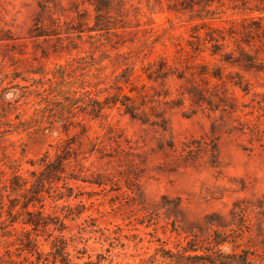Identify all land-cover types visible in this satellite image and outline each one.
<instances>
[{"label":"rangeland","instance_id":"1","mask_svg":"<svg viewBox=\"0 0 264 264\" xmlns=\"http://www.w3.org/2000/svg\"><path fill=\"white\" fill-rule=\"evenodd\" d=\"M82 80L116 103L92 118L76 101L63 127L45 90ZM5 112L25 127L0 126V186L69 149L42 195L70 262L52 225L15 223L0 264H264V0H0Z\"/></svg>","mask_w":264,"mask_h":264},{"label":"trees","instance_id":"2","mask_svg":"<svg viewBox=\"0 0 264 264\" xmlns=\"http://www.w3.org/2000/svg\"><path fill=\"white\" fill-rule=\"evenodd\" d=\"M236 1V0H235ZM244 1V0H242ZM262 11V10H258ZM258 25H256V31L258 29ZM216 41L214 40L210 35V41ZM246 44V43H245ZM248 45V44H246ZM219 45H214L213 47L217 49ZM215 50L213 54L216 53ZM249 57V56H248ZM254 60L247 59L244 63L248 65L246 68H255L253 65ZM15 77V76H14ZM66 74L58 76L57 74H53V78H40V79H32V82H67L66 81ZM3 78L6 79L7 75H3ZM16 78V77H15ZM14 78V79H15ZM23 81H26L22 79ZM2 82V81H1ZM84 82L79 87L81 91L78 93L76 91H73L72 94H69L68 92H64L61 88L57 87V90H55L53 84L51 83L48 88L45 90L47 94V100H46V109L51 104H57L59 107V115H60V121L62 122V126L65 127L66 119L68 117L64 116L65 111H72L73 106L75 105V102H79L83 106H85L84 110H87L88 115H90L92 118H96L99 116V114L102 112V110L105 107H110V105H115L112 98L104 99L103 102H100L98 100L97 95H91L93 92L90 88H94L90 81H80ZM90 87V88H89ZM45 98V99H46ZM112 99V100H111ZM117 101V100H116ZM5 102V101H4ZM6 104L10 105V109H13L10 103L5 102ZM125 113L128 114L132 118H136L137 115L135 111L132 108H128L125 104H122ZM5 110V111H9ZM40 112L39 110L37 113ZM44 109L41 111V113H44ZM4 116L0 117V126H4L7 133H15L17 131L23 130V128H20L24 126L25 122H20L18 126H15L11 123L10 120H8L7 112ZM69 112L68 114H70ZM6 116V117H5ZM19 116V115H18ZM4 119V122L1 123V119ZM140 119V118H139ZM25 127V126H24ZM25 129V128H24ZM10 131V132H9ZM44 135V134H43ZM69 152L68 147L64 148L60 154L55 155L54 160H44L42 164V169L38 173L36 172H30V175L32 177V180L30 182H27L25 180L21 179V176L18 175L16 172H13V176L11 180L9 181V184L5 185L3 184L0 186V220L2 219L3 215H6L5 220L0 221V230L3 231L2 235L0 237H7L10 236L9 230H6L9 227H13L15 223H19L23 227H30L31 231L36 233L40 229L42 230H48L51 225L54 227V231H58V235L54 237L53 243H52V249H53V258L57 259L59 258L61 261L70 262L69 254L66 251L67 243L66 239L62 235V229L56 226V223L53 219H57L56 216L51 217L52 215L46 214L44 212V202H43V195L45 191V184H51L53 181H60L62 178L59 176L61 174L65 173L66 163L68 161V158H66V154ZM47 157V156H46ZM72 179H74L72 177ZM77 179V178H75ZM74 179V180H75ZM27 184H30V187L26 188ZM51 189V188H49ZM69 190V189H68ZM48 194V192H46ZM11 194H17V198H8V205L4 203V199L8 196L10 197ZM53 195L52 200L54 202L58 201L59 199H62L63 192H59L57 190L52 193ZM6 207L4 210L3 207ZM18 207V211L14 210ZM32 207L35 210H29V208ZM55 208L58 207L55 205ZM68 208L67 206H63L61 210ZM23 215V216H22ZM65 215V214H64ZM17 216H22L21 219H19ZM14 229V228H12ZM51 235V234H49ZM24 236L26 237V242L31 246H35V240L31 239L30 232L24 231ZM75 238H71V242H74ZM30 246H27V248H30ZM30 250V249H29ZM211 256H213L211 254ZM211 256H209L211 258ZM202 255H193V256H187L186 260H192V261H208L209 263H214V261L208 260L207 258H202ZM235 258V257H232ZM244 263V262H243Z\"/></svg>","mask_w":264,"mask_h":264}]
</instances>
